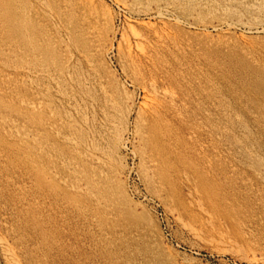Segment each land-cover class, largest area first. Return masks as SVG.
<instances>
[{"label": "rangeland", "instance_id": "374dc122", "mask_svg": "<svg viewBox=\"0 0 264 264\" xmlns=\"http://www.w3.org/2000/svg\"><path fill=\"white\" fill-rule=\"evenodd\" d=\"M162 2L202 27L264 24L239 0H0V232L25 264H264V33L171 22L147 62L123 38L152 34L123 5ZM150 84L176 98L141 111Z\"/></svg>", "mask_w": 264, "mask_h": 264}, {"label": "bare ground", "instance_id": "6f19581e", "mask_svg": "<svg viewBox=\"0 0 264 264\" xmlns=\"http://www.w3.org/2000/svg\"><path fill=\"white\" fill-rule=\"evenodd\" d=\"M175 1V0H174ZM176 1H180V2H187L188 0H176ZM200 1L202 4H204V6H209L210 5V0H198ZM242 4L247 5L248 7H250L251 9L255 11L261 10L263 4L262 0H239ZM224 2V1H223ZM217 5V4H216ZM191 6V5H190ZM189 6V7H190ZM220 6V5H219ZM193 7V6H192ZM123 8L132 16V18H134L133 20L136 21H141L142 24L150 31V33L152 34V38H148L146 37L144 34H142L141 32L135 30L133 27H131L130 29V33H129V39L127 40V38H123V43L124 45L127 47V50H129L130 52L134 53L137 57L145 60V61H150L151 60V55L149 53L148 48H151V43H156L157 45L164 47L166 45V43L168 41H170L171 39V32L170 30L167 28L169 23L171 22H176L178 24L184 25L185 27H187L188 29L191 30H195L198 32H206L209 30V28L214 32H223L225 34H227V36L233 32H236L238 30L241 31H245L248 34H256V33H264V24L261 25V27H252L251 23L248 22L249 25H245V24H240L234 21H229V20H223L220 21L216 24H211L210 26H198L197 24H195L194 22L185 19L182 17V15H180L178 13V8H176L175 6H173L172 3L170 2H162L156 5V7L152 10V11H145L142 9H131L130 7L123 5ZM134 8V7H133ZM232 8V7H231ZM214 9V8H212ZM228 6L226 5L224 7L223 10H227ZM218 10V9H217ZM210 11V10H209ZM212 11V10H211ZM214 11V10H213ZM230 11V10H229ZM128 17V16H127ZM190 17V16H189ZM196 18V17H195ZM256 18V17H254ZM147 20V21H146ZM156 21L158 25L153 24L151 21ZM194 20V19H193ZM139 24V23H138ZM136 27V26H134ZM210 30V31H211ZM211 33V32H210ZM205 34V33H204ZM218 34V33H217ZM242 34V33H241ZM173 35V34H172ZM219 37V35H217ZM247 36V35H246ZM123 37V36H122ZM222 37V36H221ZM121 39V37H120ZM174 39V38H173ZM221 39V38H220ZM121 45V44H120ZM122 47V46H121ZM185 48V47H184ZM188 48V47H186ZM123 49V48H121ZM164 49V48H163ZM162 49V50H163ZM166 49V48H165ZM161 50V51H162ZM109 51V49H108ZM107 51V52H108ZM113 51V49H112ZM119 51H121L119 49ZM180 53V52H179ZM118 54V53H117ZM123 55V54H122ZM153 55V54H152ZM87 56V55H86ZM120 56V55H119ZM158 56V55H157ZM177 56V55H176ZM130 57V56H128ZM127 57V58H128ZM173 57V56H172ZM121 58V57H120ZM86 59V58H84ZM129 59V58H128ZM137 59V58H136ZM72 60V59H71ZM134 60V59H133ZM125 61V60H124ZM129 62V61H128ZM164 62V61H163ZM87 63H90L87 61ZM154 63V62H153ZM127 64V63H126ZM125 64V65H126ZM152 64V63H151ZM150 64V66H151ZM87 65V64H86ZM144 65V64H143ZM147 65V64H146ZM124 66V65H123ZM138 66V65H137ZM91 65L89 64V69H91ZM87 68V67H86ZM87 69V70H89ZM93 71V70H92ZM38 73L37 72H33V71H28L25 73V77L27 79H32L34 76H36ZM127 74V73H126ZM92 75V74H91ZM93 76V75H92ZM49 80L56 86L57 90V95L61 98H63L62 96H64L62 94V92L58 89L59 88V80L58 78H56L55 76L52 75H48ZM88 78V77H87ZM96 77L94 76V82L93 83H98L99 81L97 79H95ZM129 78V77H128ZM86 80V79H85ZM90 81V80H89ZM129 82V81H128ZM133 83V82H132ZM150 83V82H149ZM99 84V88L102 89L103 95H105L106 100L108 102V104L112 105L113 101L111 99H109L108 97L110 95H107V91L105 90V88H103L101 82L98 83ZM131 84V83H130ZM167 85V84H166ZM96 87V86H95ZM98 87V86H97ZM109 92V91H108ZM102 94V93H100ZM102 95V96H103ZM144 102L142 104V109L140 108V110H145V111H152L155 106L157 105V100L158 98L161 99H167L170 101L174 100V94L173 92H171V90L165 88V87H161V88H155L154 84H150L149 87L145 90L144 93ZM112 96V95H111ZM176 98V97H175ZM115 99V98H114ZM117 101V100H116ZM165 101V100H163ZM77 102V100H76ZM75 102V98L74 97H66V104L67 107L74 111V112H78L77 110V105ZM21 103L25 104L28 107H41L42 102L38 101V100H33V101H21ZM162 103V102H161ZM79 104V103H78ZM106 104V103H105ZM104 104V105H105ZM107 105V104H106ZM115 106V105H114ZM113 106V107H114ZM111 107V106H110ZM109 107V108H110ZM112 107V108H113ZM117 108V107H115ZM137 108V107H136ZM100 109V108H99ZM101 116L102 118V124H104L105 127V131L111 130V128L115 125V123L113 121H109L107 120V115L105 113V110H103V108H101ZM111 109V108H110ZM109 109V110H110ZM133 109V108H132ZM117 110V109H115ZM112 111V109H111ZM138 111V110H137ZM115 112V111H114ZM81 113V112H80ZM140 113V112H139ZM153 113V112H152ZM111 114V113H110ZM83 117V116H82ZM110 117V115L108 116V118ZM113 117V116H111ZM82 120V119H81ZM105 120V121H104ZM101 123V122H100ZM82 124H88L85 122V119L82 120ZM86 126V125H85ZM87 127V126H86ZM15 128L12 127V129ZM139 129V128H138ZM224 131V130H223ZM132 132V131H131ZM130 132V133H131ZM134 132V131H133ZM139 133V132H138ZM141 135V132L139 133ZM135 135V134H134ZM137 135V134H136ZM19 136V135H18ZM20 136L22 138H24V136H26V133H22L20 134ZM92 137V136H91ZM134 137V136H133ZM140 137V136H139ZM102 138V136H101ZM61 139L65 142H68L69 144H71L72 146H76L77 145V138L73 137V136H61ZM126 139V138H125ZM94 140V138H93ZM123 140V139H122ZM141 140V139H140ZM97 141V140H96ZM121 141V140H120ZM135 141V140H134ZM134 143V142H133ZM198 144V143H197ZM96 145V144H95ZM125 145V144H124ZM87 146V145H86ZM94 146V145H93ZM137 146V145H136ZM100 147V146H99ZM106 147V146H105ZM107 148V147H106ZM203 148V145H200V149ZM92 149V148H91ZM133 153V152H132ZM135 153V152H134ZM107 155V154H106ZM84 156L86 158H88L89 160L92 161V163H94V165H102L104 163V156H105V152L101 149H92V150H88L87 152L84 153ZM107 157V156H106ZM109 157V156H108ZM107 157V158H108ZM209 160V159H208ZM105 164V163H104ZM102 168V167H100ZM235 168V167H233ZM75 184V183H74ZM72 185V184H71ZM81 186V185H80ZM73 187V186H72ZM79 189V188H78ZM83 189V188H82ZM85 189V188H84ZM252 189V188H251ZM80 190V189H79ZM78 190V191H79ZM253 190V189H252ZM0 224L1 225H5V218H1L0 219ZM12 228V227H11ZM9 230V229H8ZM11 230V229H10ZM12 231V230H11ZM10 231V232H11ZM0 247L2 250V255L4 257V259L6 260L7 264H25L19 251L13 246L11 240L6 237L5 235H3V233L0 232ZM260 255H261V259L264 261V249L260 250Z\"/></svg>", "mask_w": 264, "mask_h": 264}]
</instances>
